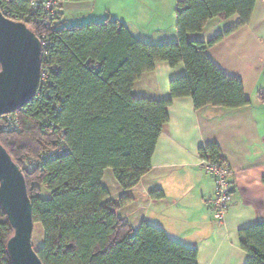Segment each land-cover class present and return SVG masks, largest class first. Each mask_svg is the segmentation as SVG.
Returning <instances> with one entry per match:
<instances>
[{
    "label": "trees",
    "instance_id": "trees-1",
    "mask_svg": "<svg viewBox=\"0 0 264 264\" xmlns=\"http://www.w3.org/2000/svg\"><path fill=\"white\" fill-rule=\"evenodd\" d=\"M257 0H185L177 5V43L150 45L137 40L119 21L83 26L58 24L46 30L32 14L29 0H0V11L25 23L50 46L42 70L48 81L35 99L15 113L19 130L7 131L0 118V143L24 169L60 139L70 151L24 170L35 227L44 232L37 254L43 264H198V249L172 240L160 228L144 224L139 231L119 216L131 199L111 201L103 184L112 170L121 190L136 188L151 172L152 160L169 108L175 99L191 98L197 110L207 106L238 110L249 107L243 82L226 76L209 58V48L252 19ZM241 17L238 27L209 43L192 40L214 19ZM40 16V14H39ZM192 38V39H191ZM185 67L186 76L170 83L171 99L152 101L133 95L135 85L157 64ZM259 98L264 102V94ZM200 157L226 163L211 145ZM43 187L50 198L41 196ZM164 197L162 191L152 194ZM14 232L0 205V264H13L7 243ZM246 264H264V224L240 232Z\"/></svg>",
    "mask_w": 264,
    "mask_h": 264
},
{
    "label": "crops",
    "instance_id": "crops-1",
    "mask_svg": "<svg viewBox=\"0 0 264 264\" xmlns=\"http://www.w3.org/2000/svg\"><path fill=\"white\" fill-rule=\"evenodd\" d=\"M181 1L185 0H62L57 25L119 21L141 42L177 43L176 10ZM240 23L238 15L214 19L202 34L191 39L209 43ZM207 54L226 76L243 82L251 105L238 110L213 106L197 110L191 98L175 99L152 170L136 188H119L118 199L131 200L118 214L136 232L148 224L162 229L172 240L198 249V264H246L249 255L241 248L239 234L264 224V102L259 98L264 94V0H257L247 26L225 36ZM185 76L183 65L173 69L159 63L154 72L136 83L133 95L169 100L170 83ZM211 145L220 148L232 170L234 200L224 226L213 217L214 182L199 168L200 149ZM109 172L114 175L107 170L104 185ZM114 182L118 186L115 178ZM159 191L164 197L153 198Z\"/></svg>",
    "mask_w": 264,
    "mask_h": 264
},
{
    "label": "water",
    "instance_id": "water-1",
    "mask_svg": "<svg viewBox=\"0 0 264 264\" xmlns=\"http://www.w3.org/2000/svg\"><path fill=\"white\" fill-rule=\"evenodd\" d=\"M42 44L22 22L0 11V118L36 97L41 83ZM0 205L14 232L7 243L13 264H43L34 248L33 207L23 169L0 143Z\"/></svg>",
    "mask_w": 264,
    "mask_h": 264
},
{
    "label": "built area",
    "instance_id": "built-area-1",
    "mask_svg": "<svg viewBox=\"0 0 264 264\" xmlns=\"http://www.w3.org/2000/svg\"><path fill=\"white\" fill-rule=\"evenodd\" d=\"M62 0H42L40 3H33L32 14H38L40 24L46 30H52L60 14V5ZM40 14V16H39ZM42 44V65L45 58V52L50 46V39L46 34L42 35L40 39ZM48 69H41V83L48 81ZM7 119L5 129L7 131L19 130L18 117L15 114L4 116ZM70 149L63 139H60L57 146L45 152L41 158H30L24 163V170L33 171L35 168L45 160H54L59 157L65 156L69 153ZM200 170L207 176L211 177L215 185V194L211 201L213 209V217L219 226L226 224L227 215L231 209L234 200L233 183H232V170L227 163H218L200 157Z\"/></svg>",
    "mask_w": 264,
    "mask_h": 264
},
{
    "label": "rangeland",
    "instance_id": "rangeland-1",
    "mask_svg": "<svg viewBox=\"0 0 264 264\" xmlns=\"http://www.w3.org/2000/svg\"><path fill=\"white\" fill-rule=\"evenodd\" d=\"M105 187H107L111 193V201H115L118 202L120 199L119 198V187L115 184L114 182V175H112L111 172H109L106 176L105 179ZM41 189V196L43 198H50V193H48L43 187H40ZM43 236H44V232L41 226H36L35 227V232H34V238H33V244H34V248L36 251H38L43 243Z\"/></svg>",
    "mask_w": 264,
    "mask_h": 264
}]
</instances>
